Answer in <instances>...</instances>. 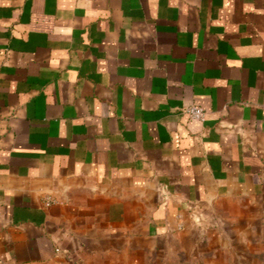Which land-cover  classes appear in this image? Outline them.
<instances>
[{
  "label": "crops",
  "instance_id": "1",
  "mask_svg": "<svg viewBox=\"0 0 264 264\" xmlns=\"http://www.w3.org/2000/svg\"><path fill=\"white\" fill-rule=\"evenodd\" d=\"M258 202L264 0H0V264H172Z\"/></svg>",
  "mask_w": 264,
  "mask_h": 264
},
{
  "label": "rangeland",
  "instance_id": "2",
  "mask_svg": "<svg viewBox=\"0 0 264 264\" xmlns=\"http://www.w3.org/2000/svg\"><path fill=\"white\" fill-rule=\"evenodd\" d=\"M244 204L250 208L247 217L220 212L206 219L202 246L187 257H174L172 264H264V203Z\"/></svg>",
  "mask_w": 264,
  "mask_h": 264
},
{
  "label": "built area",
  "instance_id": "3",
  "mask_svg": "<svg viewBox=\"0 0 264 264\" xmlns=\"http://www.w3.org/2000/svg\"><path fill=\"white\" fill-rule=\"evenodd\" d=\"M185 113L190 119L197 121H204L206 116V111L200 106H189L185 109Z\"/></svg>",
  "mask_w": 264,
  "mask_h": 264
}]
</instances>
